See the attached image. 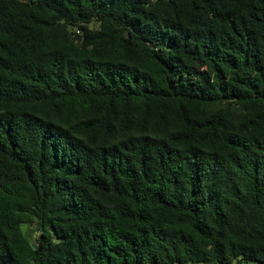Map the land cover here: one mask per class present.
Masks as SVG:
<instances>
[{
  "label": "trees",
  "instance_id": "trees-1",
  "mask_svg": "<svg viewBox=\"0 0 264 264\" xmlns=\"http://www.w3.org/2000/svg\"><path fill=\"white\" fill-rule=\"evenodd\" d=\"M234 263L264 264V0H0V264Z\"/></svg>",
  "mask_w": 264,
  "mask_h": 264
},
{
  "label": "rangeland",
  "instance_id": "rangeland-1",
  "mask_svg": "<svg viewBox=\"0 0 264 264\" xmlns=\"http://www.w3.org/2000/svg\"><path fill=\"white\" fill-rule=\"evenodd\" d=\"M91 27H92V28H96L97 25L92 24ZM234 264H236V263H234ZM249 264H255V263H249Z\"/></svg>",
  "mask_w": 264,
  "mask_h": 264
}]
</instances>
